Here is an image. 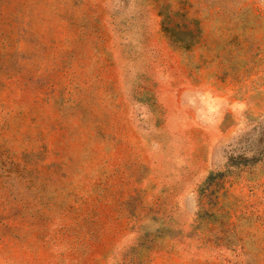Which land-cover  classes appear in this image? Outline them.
<instances>
[{
  "label": "rangeland",
  "instance_id": "1",
  "mask_svg": "<svg viewBox=\"0 0 264 264\" xmlns=\"http://www.w3.org/2000/svg\"><path fill=\"white\" fill-rule=\"evenodd\" d=\"M0 264H264V0H0Z\"/></svg>",
  "mask_w": 264,
  "mask_h": 264
}]
</instances>
